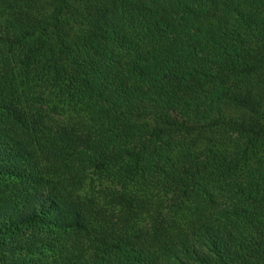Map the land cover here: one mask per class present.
<instances>
[{
    "label": "trees",
    "instance_id": "obj_1",
    "mask_svg": "<svg viewBox=\"0 0 264 264\" xmlns=\"http://www.w3.org/2000/svg\"><path fill=\"white\" fill-rule=\"evenodd\" d=\"M0 264H264V0H0Z\"/></svg>",
    "mask_w": 264,
    "mask_h": 264
},
{
    "label": "rangeland",
    "instance_id": "obj_2",
    "mask_svg": "<svg viewBox=\"0 0 264 264\" xmlns=\"http://www.w3.org/2000/svg\"><path fill=\"white\" fill-rule=\"evenodd\" d=\"M56 118H58V119H63V117H62V116L60 117L59 115H57Z\"/></svg>",
    "mask_w": 264,
    "mask_h": 264
}]
</instances>
